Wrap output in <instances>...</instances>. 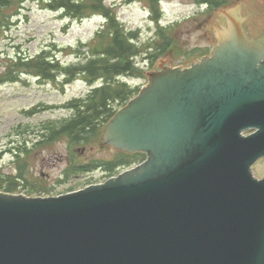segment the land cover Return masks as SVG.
Listing matches in <instances>:
<instances>
[{
    "label": "water",
    "instance_id": "95a60500",
    "mask_svg": "<svg viewBox=\"0 0 264 264\" xmlns=\"http://www.w3.org/2000/svg\"><path fill=\"white\" fill-rule=\"evenodd\" d=\"M242 20L207 16L213 53L151 73L105 126L146 162L56 198L0 193V264H264V18Z\"/></svg>",
    "mask_w": 264,
    "mask_h": 264
},
{
    "label": "rangeland",
    "instance_id": "374dc122",
    "mask_svg": "<svg viewBox=\"0 0 264 264\" xmlns=\"http://www.w3.org/2000/svg\"><path fill=\"white\" fill-rule=\"evenodd\" d=\"M47 0H26L7 26L0 29V71L3 63L17 53L36 54L41 50L54 53L60 48H79L80 42L89 40L97 28V19L88 18L82 21L63 19L58 12L51 11ZM196 0H163L162 22L166 27L167 39L173 45L166 51L164 64L187 66V52L202 51L210 45V40L202 29L207 27L204 19L218 9L236 3L238 12L243 14V26L252 31L253 26L260 24L264 18V0H232L211 10L208 7L198 8ZM146 2L115 3L119 20L137 33L139 45L156 39L154 23L148 19ZM83 50L86 48H82ZM59 56L61 53L57 51ZM74 61V57H62ZM159 58H155L156 61ZM141 61V56L137 57ZM152 63H140L143 76L126 80L133 86L145 83L147 69ZM136 64V63H135ZM138 64V62H137ZM59 82H46L24 76L23 80L0 85V168L3 174L12 175L15 179L14 160L17 154L27 150H36V142L46 133L43 129L51 124H58L71 116L70 109L64 104L75 97H83L90 86L80 80H74L61 89ZM29 110L32 113H27ZM80 147V148H79ZM79 148V149H78ZM118 149L106 145L101 140L86 146L72 147L66 139L55 141L29 157V178L43 184L52 193H60L87 185L102 182L107 177L100 170L88 173L77 172L65 177V171L71 155L80 162L112 158ZM256 177L264 176V158L259 159L252 167ZM106 177V178H105ZM40 187V186H39ZM78 188V189H79ZM80 188V189H81Z\"/></svg>",
    "mask_w": 264,
    "mask_h": 264
},
{
    "label": "trees",
    "instance_id": "16d2710c",
    "mask_svg": "<svg viewBox=\"0 0 264 264\" xmlns=\"http://www.w3.org/2000/svg\"><path fill=\"white\" fill-rule=\"evenodd\" d=\"M26 0H0V29L10 23V18ZM107 0H47L46 4L51 10H61L64 15L85 18L91 14H101L105 18L102 28L97 31L90 41V49L87 58L80 65V72L85 79H102L104 83L92 89L84 102L69 103L67 106L74 110V115L65 122L48 125L43 136L42 146H47L55 141L66 139L71 144H88L99 139L103 125L115 113L114 102L118 104L127 101L135 89L118 79L121 75H137L138 69L132 62V57L138 53L137 46L133 44L134 34L127 31L116 21L113 11L109 9ZM130 1V0H127ZM155 13L158 14L159 0H146ZM223 2V1H222ZM222 2L216 1L215 6ZM46 53L40 52L35 56H22L9 60L6 69L0 73L1 82H12L21 73H31L54 80L61 76L62 83H68L73 77V70L62 67L54 60H47ZM134 90V91H133ZM142 154H126L119 152V156L104 162L106 171H114L115 168L133 163V158L138 159ZM91 163V162H90ZM89 163V164H90ZM26 160L19 155L15 158V167L18 178L26 184L31 183ZM89 165H80L75 170H85ZM24 172V175H23ZM0 189L13 190L1 183Z\"/></svg>",
    "mask_w": 264,
    "mask_h": 264
}]
</instances>
